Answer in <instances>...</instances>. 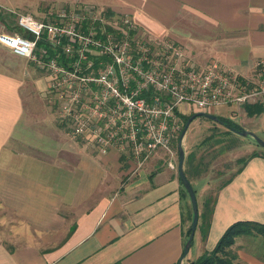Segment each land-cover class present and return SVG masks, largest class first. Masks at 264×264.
Instances as JSON below:
<instances>
[{"label":"crops","instance_id":"1","mask_svg":"<svg viewBox=\"0 0 264 264\" xmlns=\"http://www.w3.org/2000/svg\"><path fill=\"white\" fill-rule=\"evenodd\" d=\"M66 2L128 15L139 32L183 45L195 67L218 61L253 77L255 62L264 60V0ZM28 63L0 45V264H190L212 250L230 224H264V158L255 156L212 193V212L198 219L191 248L182 256L192 207L176 156L163 160L161 155L168 154L159 149L136 168L134 160L115 149L101 153L71 140L55 110L51 113L43 104L44 76ZM258 103L259 113H248L247 104L219 106L213 112L264 140V97ZM230 134L251 140L230 150L225 138L213 136L221 158L237 152L235 160L264 154L251 137ZM195 178H202L190 180L200 214L209 196L200 200L203 190L197 187L205 177ZM245 240L239 238L234 246L235 263L264 264Z\"/></svg>","mask_w":264,"mask_h":264},{"label":"built area","instance_id":"2","mask_svg":"<svg viewBox=\"0 0 264 264\" xmlns=\"http://www.w3.org/2000/svg\"><path fill=\"white\" fill-rule=\"evenodd\" d=\"M13 13L18 31L3 26L0 45L42 73L67 137L101 153L115 149L136 168L159 149L173 160L191 107L211 113L264 97V60L253 77L218 61L195 67L183 45L94 5L50 7L40 18Z\"/></svg>","mask_w":264,"mask_h":264},{"label":"rangeland","instance_id":"3","mask_svg":"<svg viewBox=\"0 0 264 264\" xmlns=\"http://www.w3.org/2000/svg\"><path fill=\"white\" fill-rule=\"evenodd\" d=\"M2 3H0V30L3 28V26H15L14 25V17L15 13H27L31 14L37 18H40L44 15L45 11L49 9L50 7H59L63 5H70L73 3H67L66 0L63 2H47L48 0H5ZM57 1V0H55ZM9 2V4H7ZM76 3V2H75ZM92 6V5H91ZM95 7L99 8L98 6L94 5ZM13 11V12H12ZM9 13L11 17L7 18V20L4 18L5 13ZM14 28V27H13ZM22 58V61H25V58ZM33 67L31 63H28ZM34 68V67H33ZM36 72L41 75L42 73L39 72V70L36 69ZM38 88L41 89L43 87V80H40V82L37 84ZM43 104L45 108L50 111L51 113L54 111V108L46 103V101H43ZM182 106H180L181 108ZM191 110H195L192 108ZM193 111L187 113V115L191 116ZM214 114V112H211ZM214 115H221L222 114H214ZM241 119V118H239ZM58 123V120H57ZM59 124V123H58ZM185 124V122H184ZM63 129V128H62ZM227 128L222 126L221 124L212 121L210 119L204 118V117H196L193 119V121L190 123V125L187 128V131L185 132L181 144L182 148L185 153V159L189 154L194 155V161H198L201 159L203 164L205 165L204 173L201 175L205 178H203V188L197 187L198 191L201 189L203 190L201 193H199V198L202 201L205 197L209 196L211 197L212 193L216 191L218 186L229 176L232 175L236 171L237 168H239V161L235 160L236 158L234 156H238L239 153L233 154L230 153V157L228 158H221V156H218L216 153L215 148L213 147L211 138L215 135H220L221 137L225 138L226 146L231 149L240 147V145H247L249 144V140L251 139H236L234 135H227L229 134L228 131H225ZM234 136V137H233ZM232 138V139H229ZM179 142V140H178ZM178 142H176L175 151L177 153L175 160H178ZM254 142V141H253ZM232 154V155H231ZM241 154V153H240ZM163 160H168V156L166 154L161 155ZM206 173V174H205ZM197 179L202 178H195L192 176V180L196 181ZM208 180V181H207ZM209 182V184H207ZM196 185V183H194ZM205 184V185H204ZM194 185V187H195ZM196 191V190H195ZM197 198V197H196ZM264 235V234H263ZM262 234H241L234 238V242L232 246L230 247V250L234 252V246L238 243L239 238H245L244 241L245 247L247 249H250L251 251H254L259 256L264 254V236ZM261 254V255H260Z\"/></svg>","mask_w":264,"mask_h":264},{"label":"trees","instance_id":"4","mask_svg":"<svg viewBox=\"0 0 264 264\" xmlns=\"http://www.w3.org/2000/svg\"><path fill=\"white\" fill-rule=\"evenodd\" d=\"M1 11V10H0ZM107 15L112 16L113 14L110 11H106ZM5 13V12H4ZM4 18L7 20V18L11 17L9 13H5ZM15 19V17H14ZM14 25L15 26H7V29L9 31H18L15 27V20H14ZM245 109L248 111V113H259L262 110V104H259L258 102L255 104H247L245 105ZM194 114V113H193ZM183 120V127H184V122L187 121V119L190 117L187 114H183L182 116ZM217 123L221 124L222 126L227 128V131L229 132H235L237 130H241L242 128L240 125H238L236 122L232 121L229 118L223 117V116H218V121ZM255 156H261L264 158L263 153H258V152H252L249 156L246 158H240L237 159L240 164H244L247 159L255 157ZM202 159V158H201ZM194 161V155L191 153L189 156H187L185 160V165L186 168L184 170L185 175L187 179L190 180L193 177L199 176L202 173H204L205 170V165L203 164L202 160ZM240 168L237 170L239 171ZM230 179L222 182L219 187H222L226 183L229 182ZM191 183V182H190ZM193 187V186H192ZM218 187V188H219ZM217 188V189H218ZM194 189V188H193ZM184 192L187 194L186 190L184 189ZM212 201H215V197H207V199L203 202V211L199 214V218H205L207 215H210L212 212V208H210V204ZM198 204V202H197ZM190 220H192V216H190ZM198 225V224H197ZM206 227L202 228V234L203 237L206 235ZM264 234V224L252 221V220H238L232 224H230L217 243L215 244L214 248L210 251H206L203 254H201L198 258L191 260L190 264H236L235 263V258L236 255L234 252L230 250V247L232 246L234 242V238L238 235L241 234ZM189 235V228L187 229V237ZM264 236V235H263ZM261 255V254H260ZM264 259V254L259 256Z\"/></svg>","mask_w":264,"mask_h":264},{"label":"water","instance_id":"5","mask_svg":"<svg viewBox=\"0 0 264 264\" xmlns=\"http://www.w3.org/2000/svg\"><path fill=\"white\" fill-rule=\"evenodd\" d=\"M196 117H204V118L210 119V120L215 121V122L218 121V117L212 113H208V112H204V111L195 112L185 122L182 133L180 135L179 142H178V147H177L178 148L177 173H178V177H179L184 189L186 190V192L189 196L191 207H192V220H191V223L189 226V235H188L187 240L184 244L182 256H185L188 253L189 249L191 248V245H192V242L194 239V234H195L197 224H198V219H199V211H198V204H197V198H196L195 190L193 189L191 183L187 179L185 172H184V168H183L185 153H184V150H183L182 144H181L182 138H183L185 132L187 131L188 126L193 121V119ZM235 133H237L243 137H247V136L251 137L259 146L264 148V140H262L260 137H258L254 132L247 131V130H244L242 128L241 130L235 131Z\"/></svg>","mask_w":264,"mask_h":264}]
</instances>
